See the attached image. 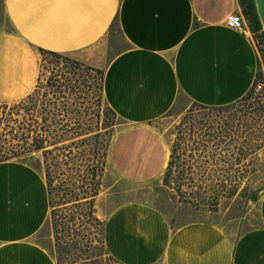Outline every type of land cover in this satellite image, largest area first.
<instances>
[{"label":"crops","instance_id":"0c3cea01","mask_svg":"<svg viewBox=\"0 0 264 264\" xmlns=\"http://www.w3.org/2000/svg\"><path fill=\"white\" fill-rule=\"evenodd\" d=\"M232 13H241L238 0H0V105L34 92L42 50L104 70L106 104L123 124L106 176L150 184L170 159L150 123L182 101L235 104L254 86L259 51L252 34L226 26ZM115 27L123 49L112 46ZM250 188L259 225L236 237L210 221L174 223L152 204L119 202L114 191L101 195L105 248L119 264H264V148ZM50 215L44 174L21 161L0 163V264H58L38 239Z\"/></svg>","mask_w":264,"mask_h":264},{"label":"rangeland","instance_id":"374dc122","mask_svg":"<svg viewBox=\"0 0 264 264\" xmlns=\"http://www.w3.org/2000/svg\"><path fill=\"white\" fill-rule=\"evenodd\" d=\"M114 38L112 46L116 47L117 50L125 48L124 41L120 40V32L117 27L114 28ZM72 70L73 72H77L79 76H84L87 82L86 86H76L77 90L75 93H67V99L56 100L51 91L52 84L55 82L54 80H62L63 76ZM262 71H264L263 67ZM60 82L62 83L63 81ZM100 84V78L94 73L91 74L88 71L82 70V68L79 69L71 65L66 66L63 61L51 55H42L40 78L34 92L20 102L0 105V147L10 146L11 144L16 146L18 139L22 138V134L25 132L23 129L28 128L27 124L33 122L35 127L31 129H38L36 122L39 121V124L41 123L42 104L57 103V105L62 107L65 106L70 112L69 118L73 122V125H75L77 120L80 124V127L71 125L72 130L68 132L61 133L58 128L57 132L61 136L59 141L62 142L58 146H63L65 150H61L60 152L54 151L52 155H49L47 161L42 151H33L14 160L33 166L38 171H41L45 178L46 169L49 167L56 178L57 185L65 182L69 177H73V183L69 186H72L75 182L78 186L77 180H79V175L88 166H94L98 162H96V157L94 156L96 139L91 141V145L90 143L88 146L85 143L82 144L81 140L85 137L78 138L74 131L75 128L83 130V134L89 132V130L95 131L93 134H96L100 125L102 126L105 121L111 122L114 126L108 129V135L104 140V143H106L111 137L114 139L115 135L123 127L120 119L107 111L106 107L108 105L106 104L104 95L102 102H100ZM262 96H264V89L258 93L255 92L254 99ZM241 107L239 106V108ZM212 115L215 118L218 114L196 108L189 101H182L164 118L155 122L154 127L171 147L176 138L177 127L186 116L201 121ZM64 123L66 124V121ZM36 129L35 131H37ZM263 133L264 131L259 132L253 135V137ZM31 136L27 140L29 144L32 143L34 135L32 134ZM73 142H76V145L70 148L69 146L74 144ZM100 142H102L101 138L99 139ZM49 145L50 143L46 144V146ZM48 149L54 150V146H49ZM71 150L73 154L69 156L73 158V161H69V165H65L67 159L64 155H68ZM234 152L235 156L241 160L229 171L228 165L224 163V159L220 158L218 153L213 158H210L212 152L208 151L206 159L199 158V165L194 162L198 156L191 161V164L195 163L193 166L194 173L191 175L192 180L187 181L184 186L192 199L191 202L180 200L175 191L164 186L163 175L160 179L143 186L118 184L114 180H111L109 175L106 176L109 169L108 164L105 167L99 197L103 195V198H105L109 193L114 191V193H118L119 197L117 198L119 202L141 201L152 204L164 211L174 223L180 224L198 220L210 221L222 226L231 236L236 237L259 225V202L258 197L252 193L250 188V182L254 173L252 171L251 157L255 156L251 143L242 139L239 142L238 149ZM245 156L250 157L244 159ZM99 197L96 200L97 217ZM85 222L87 221L85 220ZM85 227L86 229H84ZM85 227L83 228L84 233L80 237L84 238L83 242L86 245L84 250L92 254V260L88 264H93L94 262L96 264H118L108 255L104 247L101 227L97 225L92 227L89 221L88 224L85 223ZM38 239L40 243L52 251L58 262L59 252L56 247L51 215L48 226L43 230ZM66 264L69 263L67 262Z\"/></svg>","mask_w":264,"mask_h":264},{"label":"trees","instance_id":"16d2710c","mask_svg":"<svg viewBox=\"0 0 264 264\" xmlns=\"http://www.w3.org/2000/svg\"><path fill=\"white\" fill-rule=\"evenodd\" d=\"M238 2L246 24L253 34L262 62L260 61V69L252 90L242 100L223 107H206L193 103V106L196 108L210 113H217L218 115L215 118H213V115L209 116L201 121L186 116L178 125L176 138L170 147L168 166L163 174V184L172 191H175L182 201H192L184 186L187 181L192 180L191 175L194 173L193 166L195 163L199 165V158L206 159L208 151L212 152L210 158H213L218 153L220 158L224 159V163L228 165L229 171L241 160L235 156L234 151L238 149L239 142L245 139L253 147L255 156L251 155V162L252 171L254 172L258 154L264 148V133L253 137V135L264 131V96L254 99L256 87L264 80V71H262V67L264 68V28L258 14L256 0H238ZM41 53L42 55L47 54L58 58L66 66L71 65L79 69L82 68V70L88 71L91 74L94 73L99 77L101 80V84L99 85L101 93L100 102H102L104 95V70L90 67L54 52L42 50ZM54 81L51 91L56 100L67 99L68 92L69 94H73L77 90L76 86H86L87 83L84 76H79L73 70L63 76L62 80L56 79ZM60 81L63 82L61 83ZM42 106L41 123L39 124V121H35L39 130L36 128L34 130L31 129L35 127L33 122L27 124L28 128L23 129L25 132L22 134V138L18 139L16 146L12 144L10 146H1L0 163L20 158L33 151H42L47 161L49 155H52L54 151L60 152L61 150H65L63 146H58L62 142L59 141L61 136L57 130L59 128L61 133L72 130L71 125H73V122L69 118V110L65 106L57 105V103L42 104ZM239 106L242 107L239 108ZM106 109L117 117L109 106ZM64 121H66V124ZM149 125L155 129L154 123H150ZM73 126L80 127L78 120ZM113 126V123L105 121L102 126H99L100 128L96 134H93L95 133L93 130H89V132L83 134V130L75 128L74 131L78 138L85 137L81 140L82 144L85 143L88 146L90 143L91 145V141L96 139L97 148L95 146L94 156L96 157V162H98L94 166H88L79 175V180H77L78 186L76 182L72 186H69L73 183V177H69L68 180L57 185L52 170L49 167L46 169L52 226L55 233L56 247L59 252L58 264H66L67 262L69 264H88L92 260V254L84 250L86 247L83 242L84 238L80 237L84 233L83 228L85 227V223L88 224V221L92 227L95 225L101 227L102 241L105 247V227L104 222L96 216V200L101 192L102 179L105 167L109 163V151L113 141L112 137L106 143H104V140L108 135V129ZM32 134L34 135L32 143L29 144L27 140L32 137ZM100 138L102 142L99 143ZM49 143V146H54V150L48 149L49 146H46V144ZM73 143L69 146L70 148L76 145V142ZM72 154L71 150L68 155H64L67 159L65 165H69V161H73V158L69 156ZM196 156L198 158L194 161L195 163L191 164V161ZM248 157L250 156H245L244 159H248ZM107 253L110 256L108 251ZM93 264H96V262Z\"/></svg>","mask_w":264,"mask_h":264},{"label":"built area","instance_id":"2783aa9c","mask_svg":"<svg viewBox=\"0 0 264 264\" xmlns=\"http://www.w3.org/2000/svg\"><path fill=\"white\" fill-rule=\"evenodd\" d=\"M226 26L232 30L238 31L242 34H252L248 26L246 25V21L244 19V16L242 13H232L230 16H228L226 21ZM253 36V34H252ZM256 43V42H255ZM257 46V44H256ZM260 55V54H259ZM260 61L261 57H260ZM264 89V80L262 83H259V85L256 87V92H260Z\"/></svg>","mask_w":264,"mask_h":264},{"label":"water","instance_id":"95a60500","mask_svg":"<svg viewBox=\"0 0 264 264\" xmlns=\"http://www.w3.org/2000/svg\"><path fill=\"white\" fill-rule=\"evenodd\" d=\"M258 14L264 28V0H256Z\"/></svg>","mask_w":264,"mask_h":264}]
</instances>
